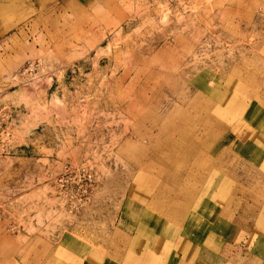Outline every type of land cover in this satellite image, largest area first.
Returning a JSON list of instances; mask_svg holds the SVG:
<instances>
[{
  "label": "rangeland",
  "instance_id": "rangeland-1",
  "mask_svg": "<svg viewBox=\"0 0 264 264\" xmlns=\"http://www.w3.org/2000/svg\"><path fill=\"white\" fill-rule=\"evenodd\" d=\"M220 94L264 104V0H0V104L17 117L0 152V264L118 257L134 178L174 187L166 145L189 136L206 152ZM66 164L96 174L78 211L55 184Z\"/></svg>",
  "mask_w": 264,
  "mask_h": 264
},
{
  "label": "crops",
  "instance_id": "crops-1",
  "mask_svg": "<svg viewBox=\"0 0 264 264\" xmlns=\"http://www.w3.org/2000/svg\"><path fill=\"white\" fill-rule=\"evenodd\" d=\"M209 100L225 123L218 120L220 133L205 126V139H214L207 151L189 136L176 148L166 145L163 182L175 186L153 188L159 180L150 174L134 178L120 217L127 250L96 261L75 255L76 262L264 264V104L222 94Z\"/></svg>",
  "mask_w": 264,
  "mask_h": 264
},
{
  "label": "built area",
  "instance_id": "built-area-1",
  "mask_svg": "<svg viewBox=\"0 0 264 264\" xmlns=\"http://www.w3.org/2000/svg\"><path fill=\"white\" fill-rule=\"evenodd\" d=\"M35 67L36 63L30 62L25 68L24 71L29 74L27 78L31 77ZM16 118L15 112L0 104V152L3 154L9 150ZM96 182V174L90 165L66 164L55 178L58 193L63 196L71 212L78 211L91 200Z\"/></svg>",
  "mask_w": 264,
  "mask_h": 264
},
{
  "label": "bare ground",
  "instance_id": "bare-ground-1",
  "mask_svg": "<svg viewBox=\"0 0 264 264\" xmlns=\"http://www.w3.org/2000/svg\"><path fill=\"white\" fill-rule=\"evenodd\" d=\"M190 177V176H189ZM182 192V191H181ZM185 194V193H184ZM188 195V194H187ZM177 220V219H176Z\"/></svg>",
  "mask_w": 264,
  "mask_h": 264
}]
</instances>
